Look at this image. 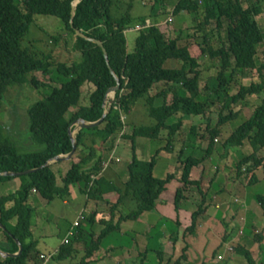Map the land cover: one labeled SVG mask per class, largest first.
I'll list each match as a JSON object with an SVG mask.
<instances>
[{"label":"trees","instance_id":"obj_1","mask_svg":"<svg viewBox=\"0 0 264 264\" xmlns=\"http://www.w3.org/2000/svg\"><path fill=\"white\" fill-rule=\"evenodd\" d=\"M72 1L0 0V101L9 85L26 81L36 87L45 84L32 75L27 79L26 75L29 73L41 72L48 76L51 67L55 66L54 74L49 78L56 77L60 81L58 86L51 87L46 97L34 102L27 110L30 139L42 145L40 149L19 153L0 130V172H21L36 168L35 171L20 176L0 175V183L15 177L21 179L17 189L0 196V235L10 245L6 247L0 244V250L16 252L18 245L15 239L22 245L17 256H0V264H40L39 253L36 251L37 242L31 232L33 210L28 200L32 189L48 202L57 197H68L69 186L76 183H82V193L92 199H101L105 191L115 190L118 193L117 204L128 199L133 202L122 219H135L142 212L154 208L165 184L173 178V174H167L163 178L153 176L156 154L148 161L139 160L132 154L127 165V180L121 185H115L104 175L94 179L90 177L99 173L102 167V157L98 156L96 145L122 131L123 114L139 98H145L144 105L152 122L148 125H134L128 137L132 141L137 136L154 139L161 130H166V146L180 136L177 131L181 121L169 122L178 112L199 115L206 106L211 107L219 99L221 107L228 108L226 114H219L214 127L206 126L210 132V140L204 154L200 158L188 155L181 159L182 186L177 188L174 196V205L178 208L184 190L190 185H195L201 191L199 181L190 178L191 169L210 155L214 140L220 134L219 126L238 116L239 110H233L232 107H242L247 97L264 92V62L259 60L258 52V46L264 40V32L255 19L261 12V0H248L246 4L244 0H202L201 4L197 0H172L168 15L173 17L185 11L197 19V16H202L196 24V30L202 33V41L191 43L186 38L188 35L167 39L162 30L170 22H162L163 27L159 22H153L145 29L134 31L136 36L131 49L127 48L124 30L137 23H145L147 18L133 16L130 13L132 3L127 4L125 12L115 14L112 8L114 10L121 0H81L75 7L70 23ZM162 1L154 0V5L161 4ZM154 7H151L152 13ZM33 14L54 15L63 22L65 30L74 36L73 45L79 53L78 60L69 65L56 63L51 60L50 54L39 57L22 46L23 36ZM212 26L216 30L225 26L224 36L220 37L217 46L213 45ZM77 31L100 41L106 51L107 61L101 47L77 35ZM53 39L57 42L56 37ZM201 55H207L219 67L214 87L208 82L203 88H199L198 59ZM169 61L173 65L168 64ZM108 65L119 78V90L100 124L80 129L76 133V149L79 148L82 154L77 156V162H71L70 168L61 177L62 184L58 185L52 165H41L48 159L71 150L68 127L73 121L78 118L96 121L101 117L105 94L116 84ZM245 70L251 71V81L246 85L239 84L237 91L230 94L233 77ZM85 82L93 84L94 89L88 94V103L80 104ZM159 82L168 86L149 95V91ZM168 93H171L169 101L166 100ZM156 98H161L162 102L155 104ZM71 107L76 109L66 117ZM123 135L124 133L121 137ZM244 140L249 142L253 151L242 157L236 166L238 171L243 167L245 172H250L262 163V159L256 157L255 150L264 145V96L248 117L222 141L224 153L231 147L241 145ZM257 200L264 210V195H257ZM201 211L202 207L199 205L192 212V223L187 227L188 231L194 229L195 219ZM103 222L105 225L100 233L95 237L92 235L87 244H84L79 264H89V257L100 240L117 228V224L113 225L111 220ZM71 227L72 225L68 229ZM62 239L54 251L56 261L64 260L77 251L73 247L75 238L64 236ZM157 253L161 255L160 251ZM245 257L251 262L247 253ZM179 258H183V254ZM178 261L174 264H178Z\"/></svg>","mask_w":264,"mask_h":264},{"label":"crops","instance_id":"obj_2","mask_svg":"<svg viewBox=\"0 0 264 264\" xmlns=\"http://www.w3.org/2000/svg\"><path fill=\"white\" fill-rule=\"evenodd\" d=\"M261 44H264V40ZM198 62L199 88L201 89L206 83H211L212 79L210 81L204 79L209 68H206L207 65H201V57ZM168 64L173 65V62L169 61ZM250 81V70L238 73L232 79V82L237 83L238 86L239 84L246 85ZM167 86L168 84L159 82L149 91V95H153ZM232 93L234 92L230 91V94ZM170 98L171 93H168L166 100L169 101ZM158 99L154 100L155 104L162 102L161 98L159 102ZM251 99L252 96L247 97L242 107L241 105L232 107L233 110H239V114L236 118L231 119L230 123L239 119L236 123L238 126L248 117L251 110L247 106L250 104H247V101ZM135 104L129 111L132 110V113L135 114L134 121H139L136 116L145 115V112L147 114V107L144 106V111L143 106L139 107L138 104ZM138 108L142 112L138 111ZM193 115L178 112L172 117L174 118L173 122L181 121L177 131L180 136L178 135V138L173 139L171 144L167 146L166 139V143L157 151L152 171L153 176L163 178L167 174H173V178L165 184L164 190L159 194L153 209L142 212L135 219H122V216L133 206V202L128 199L117 204V191L107 190L102 194L101 199H92L87 198L82 193V183L69 186V195L63 199V202L68 203L70 201L77 208L74 219V222H78L75 228L76 233L69 237V239L75 238L73 247L76 250L81 249L83 251L84 244H87L91 236L94 235L95 237L100 233L105 225L104 220H111L113 225L117 224L116 229L111 230L100 240L89 257V264H174L177 260H179L178 264H219L225 259H227L225 264H264V210L257 200V195H264V145L258 146L255 150L256 157L262 159L261 165L253 171L245 172L243 167L238 171L236 164L242 157L253 151L247 140H244L239 146L229 148L227 153H224L222 146L219 150L214 143L210 155L200 164L193 166L190 172V178L199 181L201 191L195 185H190L184 190V196L178 208L174 205V196L177 188L182 186L178 175L181 173V166L174 167L172 164H166L164 166L166 170L157 173L158 176L154 173L158 162L163 163V160H170L171 155L172 157L176 156L180 162L182 159L180 156L185 155V153L187 156L192 155L197 158L204 154L207 143L201 139H196L195 136L198 133L192 120ZM199 116L201 117V114ZM228 126L231 125L226 123L219 126L220 136L223 138L221 142L237 127L234 128L233 125L231 126L232 131L226 132ZM200 127L201 124L197 129ZM131 129L132 127L126 123L122 131L115 136L113 135V138H109L105 142L100 141L96 145L98 156L102 157V167L95 178L104 175L115 185H121L127 180V165L131 161L132 154L139 160L148 161L151 159L152 156H147L146 150L150 147L152 139L137 136L132 141L128 137ZM185 130L188 133L183 135ZM122 133L126 136L123 135V140L120 141L118 135L120 137ZM178 142L182 148L180 153L176 155L174 154V146ZM80 153L82 154V151L79 148L75 149L71 159L51 164L56 166V173L60 175L58 185L62 184L61 177L70 168L71 162L78 161L77 156ZM195 192H197V201ZM80 196L83 197V202L80 201ZM78 200L79 204L77 203ZM29 203L31 204V201ZM199 205H201L202 211L195 219L194 229L188 231L187 227L192 223V212ZM36 214H38L37 211ZM39 222L36 219L35 224H41ZM35 224L33 223V227ZM68 231L67 228L62 238L66 236ZM31 232H33L32 224ZM60 243L61 239L53 251ZM0 244L6 247L10 246L1 236ZM228 245L233 248L232 251L226 249ZM157 251H160L161 255ZM246 253L251 262L247 261ZM181 254H183V258H179Z\"/></svg>","mask_w":264,"mask_h":264},{"label":"rangeland","instance_id":"obj_3","mask_svg":"<svg viewBox=\"0 0 264 264\" xmlns=\"http://www.w3.org/2000/svg\"><path fill=\"white\" fill-rule=\"evenodd\" d=\"M246 1L248 0H244L245 4ZM171 2L172 0H163L161 4L154 5V0H121L119 1L118 5L115 7L114 10L112 8V12L114 11L115 14L125 12L127 9V4L132 3L130 13L133 16H146L149 19L150 23L160 21L166 22L168 13L170 12ZM153 6L155 7L152 10V13L151 7ZM260 6L262 13L256 15L255 19L258 21L260 29L264 32V0L260 1ZM155 11L157 12L154 13ZM197 17L198 19H201L202 16ZM198 19L195 18L192 14H189L185 11L181 12L179 15H173L172 22L167 24L164 29L162 28V32L165 38L167 39L174 38L175 36H179L180 38H182V36L185 37L186 35H188L186 38L189 39L191 43H200L202 41V33L196 30V24L198 22ZM160 26L163 27V24L160 23ZM212 29V36L214 40L213 45L217 46L219 44L220 37L223 38L224 36L225 26L219 30H216L212 26ZM125 36L127 40V48L131 49L133 47L134 37L136 36V33L134 31H129L126 33ZM53 37L57 38V42L54 41ZM73 40L74 36L70 35L65 30L63 22L56 16L47 14H33L28 29L23 36L22 46L28 48L30 52L35 53L39 57L50 54L52 61L56 63L63 62L69 65L71 64V62L78 60L79 58V53L74 48ZM194 46L196 45L194 44ZM263 50L264 44L259 45V60H261L262 62H264V57H262ZM196 51L198 52L197 49ZM201 65H207L206 68H209L208 74L206 73L204 75V79L208 81L212 79L211 83L214 87V85L217 84V82H215V77L219 67L215 62L212 63L207 55H201ZM54 69L55 66L51 67V73L48 76L43 75L41 72H33L32 74L29 73L26 75L27 79H29L32 75L35 76L39 81L44 82L45 84L36 87L26 81L21 84H12L7 86L6 90L3 93V96L0 101V130L2 134L14 144L16 150L19 153L38 150L42 147V145L35 143L30 139L29 117L27 110L34 102L46 97L50 93L52 86L59 85L60 81L57 80L56 77L53 79L49 78L50 76H53ZM93 89V84L89 82H85L83 84L80 104L88 103V94ZM237 89V83L231 82L230 91L235 92L237 91ZM263 96L264 92L256 96H252V99L247 101V104L250 103L249 105H247L251 110L250 112H252L254 107L260 103ZM144 100L145 98H139L136 104H138L139 107L143 106L145 111ZM219 100H217V102L214 103V105H212L211 107L206 106L204 112L201 114V117L199 116L200 114L198 116L193 115L192 120L194 121L196 127L195 130L198 133V137L195 136L196 139L198 138L208 143L210 140V132L209 129L206 128V126H208L209 128L214 127L217 123L219 114H226L228 112L227 107H221L222 102H219ZM157 101L159 102L161 100L158 99ZM75 109L76 107H71L66 113V117H69L70 113H72ZM138 111L142 112V110L139 108ZM134 116L135 114L132 113V110L125 112L123 114V117L126 118L124 124L127 123L129 127H133L134 125H148L150 124V122H152V119L146 114V112L145 115L140 114V117L136 116L137 120L139 121H134ZM238 120L239 119L233 120L231 121V123L229 120L223 123L222 125L228 123L231 126L234 125L235 128L237 126L236 123L238 122ZM173 121L174 118H171L169 120V122ZM200 124V129H197ZM231 126H228L226 132L232 131ZM187 133L188 131L185 130L183 132V135ZM166 134V130H161L158 137L151 140V145L146 150L147 156H153L157 154L158 149L166 143ZM221 137L222 136H220L219 134L214 140V143L219 148V150L222 146L221 139L223 138ZM86 138L89 139L90 137L86 136ZM118 138L120 139V141L123 140V138L121 136L119 137V135ZM125 141L127 142V140ZM143 148L145 149L146 147ZM181 148V144L179 142L176 143V145L174 146V154L178 155L180 153ZM185 157H187L186 153L185 155L180 156V158L182 159H184ZM169 159L170 160H163V163L158 162V166L154 169V173H156V176H158L157 173H161L162 170H166L164 168L166 164H172L174 167L180 166L181 161L179 162L176 159V156L172 157L171 155ZM51 167L52 170L55 172L56 182H59L60 175L56 173V166L52 165ZM178 175L181 176V173ZM20 180V177H15L10 180L2 181L0 183V196L11 193L15 189H17L20 185ZM35 194V192H32L31 195L33 197L31 196L32 198L30 197L31 199H29L28 201H31V204L29 203V205H32L31 207L33 210L31 219L33 231L32 233L33 239L38 242L36 245V251L40 253V255H38L40 264H79L83 255V251L81 249L77 250L70 257L65 258L61 261H56L55 253L53 251L54 247L59 243L60 239L61 241L63 240L62 236L66 233L67 228H69V226L74 223L77 208L70 201L68 203H64V198L57 197L48 202L45 200L43 201L42 198L36 196ZM194 195L197 201V192H195ZM82 200L83 197L80 196V201L83 202ZM77 203L79 204V200L77 201ZM36 211L39 215L36 214ZM36 219H38L40 221L39 223L41 224L36 225ZM33 223L35 224L34 227ZM226 262L227 259L221 261L219 264H225Z\"/></svg>","mask_w":264,"mask_h":264},{"label":"water","instance_id":"obj_4","mask_svg":"<svg viewBox=\"0 0 264 264\" xmlns=\"http://www.w3.org/2000/svg\"><path fill=\"white\" fill-rule=\"evenodd\" d=\"M80 1L81 0H73L71 2L70 23H72V18H73V15H74L75 7H76L77 3H79ZM76 34L81 36V37H84V38H86V39H88L90 41H93L97 45H99L101 47V49H102L104 58L107 61L106 51L103 48V46L100 43V41H98L96 39H93V38L86 37L80 31H77ZM108 67L110 69L111 74L115 78L116 84L114 86L110 87L107 90L106 94H105V97H104L103 103H102L103 113H102L101 117L99 119H97L96 121H86V120H84L82 118H78L75 121H73L70 124V126L68 127V136H69L70 141H71V150L68 153H66V154H59V155H56V156L48 159L43 165H41V167L42 166H48V165H50V164H52L54 162L67 161V160L71 159V157L74 155L75 149H76L75 135L78 132V130L83 129V128L94 127V126L100 124V122L104 119V117L106 116V114L108 112V109H109L111 103L113 102L114 96H115L117 90H119V87H120L119 78L116 76V74L113 72V70L110 68L109 65H108ZM35 170H36V168L27 169V170L21 171V172L4 171V172H0V175H3V176H20L22 174H28V173L33 172ZM15 241H16V243L18 245V250L16 252H13V253L5 252V251L0 250V256L1 257L17 256L18 254H20V252L22 250V245L20 244V242L17 239H15Z\"/></svg>","mask_w":264,"mask_h":264},{"label":"built area","instance_id":"obj_5","mask_svg":"<svg viewBox=\"0 0 264 264\" xmlns=\"http://www.w3.org/2000/svg\"><path fill=\"white\" fill-rule=\"evenodd\" d=\"M197 3H198V4H201V3H202V0H197ZM172 20H173L172 15H168V17H167V19H166V22H172ZM151 24H152V23H150L149 20H146V22L143 23V24L137 23V24H135L134 26L125 29V30H124V33H127V32H129V31H138V30H141V29H145V28L149 27ZM122 119L124 120V117H123V116H122ZM95 176H96V175H91L90 177H91V179H94ZM32 192H36V190H35V189H32ZM77 225H78V222L75 221V222L73 223L72 227L70 228V230L67 232L66 237H70V236H72V235L74 234V232H75V228H76ZM226 249H227L228 251H232V250H233V248H232L231 246H229V245L226 247Z\"/></svg>","mask_w":264,"mask_h":264},{"label":"clouds","instance_id":"obj_6","mask_svg":"<svg viewBox=\"0 0 264 264\" xmlns=\"http://www.w3.org/2000/svg\"><path fill=\"white\" fill-rule=\"evenodd\" d=\"M149 20V19H148ZM152 23V22H151Z\"/></svg>","mask_w":264,"mask_h":264}]
</instances>
